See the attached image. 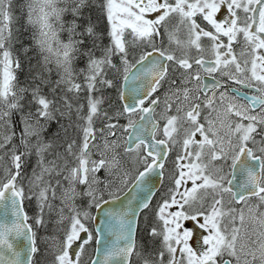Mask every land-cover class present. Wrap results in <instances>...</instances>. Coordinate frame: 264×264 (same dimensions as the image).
Listing matches in <instances>:
<instances>
[{
    "label": "snow or ice",
    "instance_id": "snow-or-ice-1",
    "mask_svg": "<svg viewBox=\"0 0 264 264\" xmlns=\"http://www.w3.org/2000/svg\"><path fill=\"white\" fill-rule=\"evenodd\" d=\"M20 9L0 0V264H41L38 229L53 213L67 225L44 240L46 264H264V0H23ZM21 18L30 46L14 35ZM33 50L21 86L20 56ZM238 167L245 178L234 185ZM166 171L145 244L139 213L155 195L151 175L162 182ZM121 193L119 210L104 208ZM92 208H104L95 227ZM198 219L206 234L195 247L182 221Z\"/></svg>",
    "mask_w": 264,
    "mask_h": 264
},
{
    "label": "rangeland",
    "instance_id": "rangeland-1",
    "mask_svg": "<svg viewBox=\"0 0 264 264\" xmlns=\"http://www.w3.org/2000/svg\"><path fill=\"white\" fill-rule=\"evenodd\" d=\"M61 6H63V5H61ZM97 14H98L97 10L96 9H93L92 10V15L97 16ZM64 19L65 20L72 19V17H71L70 14H68V15H66L64 17ZM218 19H219V17H218ZM181 36H182V34H181ZM61 39H63V40L66 41L67 40L66 34L61 33ZM161 39H162V36L156 37L157 44L160 43ZM203 42L205 44L208 43V41L206 39ZM163 43H164V46L165 47H168V40H167L166 37H163ZM172 47L175 48V45H172ZM236 48H237V51H239V46L238 45L236 46ZM179 54L180 53L177 52V55H179ZM192 54L193 55H196V52L193 50V53ZM54 74L55 75L52 77V79H54L55 77L57 78L55 71H54ZM22 85L24 86L25 84H22ZM45 91H47V89H45ZM106 96L111 97V100L109 101V103L114 104L113 96H110V94H107ZM105 107H108V104L107 103L105 104ZM161 108H162V106H161ZM160 111H161V109H157V112L158 113ZM60 122L63 123L64 121H60ZM120 122L121 123H125L126 121L123 120V119H121ZM58 127H59V124L56 121H53L52 124L49 126L48 132L45 133V137L46 138H51L52 133H55L57 131V128ZM17 131H18V129H17ZM178 150H179V146L176 147L175 151L177 152ZM128 167L131 168L132 167V164L129 163L128 164ZM228 170H229L228 167L225 166V171H228ZM101 175H102V173H101ZM165 180H166L165 182H167V184L169 183V187H170L171 182L168 179V172L166 174V179ZM166 185H164L163 194H165L166 191H167ZM189 186H191V185H189ZM163 194H160L159 195V197L155 200L154 205L151 207V210L148 211L147 217H149V220H146L145 214H143L142 215V219H140L139 226H138V232H139L138 240H143L145 242V244H147V242H148V229L154 223V216H155L156 206H157L158 202L161 201V198H162V195ZM201 195H203V193H201ZM227 200H228V197L226 196L225 197V201H227ZM56 203L59 204V201L57 200ZM77 203L78 204H81V205H86L87 204V201L86 200H79V201H77ZM26 204L28 206V209L26 208V211L29 214V216L34 215L36 213V211H37V209H35L36 208V205H34V207H32V204H36L35 198H33L31 200H26ZM92 210L94 211V208L90 209V211H92ZM92 214H93V212H92ZM45 219L48 221V223L44 227H40L38 229V237H39L38 246L40 247L41 251L34 258L35 260L40 261L41 264H46V262H50V260H51V255L48 252L45 251V243H44V240L47 237H51L53 235H58L59 233H58L57 230L59 228L64 227V226L67 225V221L64 222V225H57L56 224L57 217H56V214L55 213H53L51 216H47L46 215L45 216ZM199 220H194L193 227L199 228L198 225H197ZM182 223H183L184 227H186V228H188V229H190V230L193 231V239L190 241V243H192L195 247H197V243H196V238L197 237L194 235V229L190 226V224H189L188 221H182ZM202 231L204 232V234H206L205 233V230H202ZM88 251H89V254L92 255V249H89ZM133 264H137V262L135 261V257L133 258Z\"/></svg>",
    "mask_w": 264,
    "mask_h": 264
},
{
    "label": "trees",
    "instance_id": "trees-1",
    "mask_svg": "<svg viewBox=\"0 0 264 264\" xmlns=\"http://www.w3.org/2000/svg\"><path fill=\"white\" fill-rule=\"evenodd\" d=\"M15 4H16V14L18 16L21 15V9H20V6L23 4V0H15ZM93 16V19L95 20L97 16L95 15H92ZM71 19H67L65 21H70ZM82 22V21H81ZM101 30L103 29L104 25L103 23H101ZM13 31H14V35L16 37H18L19 41L23 42L24 45L26 46H30L32 41L30 40V32H31V29H26V26H25V22H24V19L21 18L19 23L18 24H15L13 26ZM64 34H66V37L68 38V33L65 31V32H62ZM105 43H107V40H105ZM16 49L17 51L19 52L20 51V43H16ZM29 57H31V64L35 65L36 64V61H37V57L35 55V50L33 51H30L28 53V56H24V55H21L20 56V59H21V64H22V70H20L18 72V79H19V83L22 85V84H26L27 82V75H28V68H29ZM76 66L77 68H83L85 66V60L83 57H81L79 60L76 61ZM54 71H53V74H52V77L54 76ZM56 79V77L54 78ZM23 86V85H22ZM107 94H110V96H113V101H114V104L119 107L120 105V101L117 99L116 97V90L115 89H108L106 92H105V95ZM19 131V129H18ZM6 162V161H5ZM34 162H35V157L33 156L29 162V165H28V169L27 171L30 173L31 172V168L32 166L34 165ZM34 205L36 204H32V207H34ZM25 209L27 208L28 209V206L26 204V201H25ZM36 209V208H35ZM93 212V210L91 211Z\"/></svg>",
    "mask_w": 264,
    "mask_h": 264
},
{
    "label": "water",
    "instance_id": "water-1",
    "mask_svg": "<svg viewBox=\"0 0 264 264\" xmlns=\"http://www.w3.org/2000/svg\"><path fill=\"white\" fill-rule=\"evenodd\" d=\"M205 79H206V81H208L209 83L212 82V78H211V77H205ZM235 177H236V179L233 180V184H234V185H238V184H239L240 182H242L243 179L245 178V173H243V172L239 169V167H238V168L235 170ZM229 178L231 179V177H229ZM160 180H161V178L158 177V175H157L156 173H153V174L151 175V177H150V181H149V182H150L151 184L154 185V192H155V194L157 193V191L159 190V188H160V186H161V184H162V182H160ZM129 188H131V192H129L128 195H132V194H134V193L137 192V189L135 188L134 185H129ZM125 191H127V189H126ZM153 197H154V196H153ZM153 197L151 198V201H152ZM125 200H126V197H125L124 193H121V201H117V202H113V203H111V204H109V205H105L104 208H107V207H114V208H116L117 210H119V208H120V203H121L122 201H125ZM104 208H102V209H95V208H94L93 215L97 217V221H94V222H93V225H92L93 227L97 226V224H98V222H99L100 220L105 219V217H104ZM24 209H25V207H24ZM25 211H26V209H25ZM141 213H142V212H141ZM141 213H139V216H140ZM113 223L115 224L116 221L114 220ZM99 226H100L101 228L104 227L103 224H99ZM25 243H26V241H25ZM101 249H103V241L101 242ZM101 255H102V253H101ZM92 257H93V258H96L94 254H92Z\"/></svg>",
    "mask_w": 264,
    "mask_h": 264
},
{
    "label": "flooded vegetation",
    "instance_id": "flooded-vegetation-1",
    "mask_svg": "<svg viewBox=\"0 0 264 264\" xmlns=\"http://www.w3.org/2000/svg\"><path fill=\"white\" fill-rule=\"evenodd\" d=\"M225 15H226V9H224V8H222L221 9V12L220 13H218V17H219V19H222V18H224L225 17ZM211 83V82H210ZM159 138V137H158ZM175 156H176V151H175V149L171 152V153H169V156H168V162H167V167L168 168H170L171 167V164H172V161L175 159ZM166 174H167V171L165 172V177L163 178V181H162V184H161V186H160V188H159V190L157 191V193L154 195V197H153V199H152V201H151V205H150V207H149V209H146V210H144L141 214H140V217H139V222H140V219H142V215L143 214H145V216H146V220H149V217H147V213H148V211L149 210H151V207L154 205V202H155V200L159 197V195L160 194H163V188H164V185H166L167 184V182H165L166 180ZM166 187H167V189H168V187H169V183L166 185ZM164 195V194H163ZM162 195V196H163ZM199 220V219H198ZM188 222H189V224H190V226L194 229V235L197 237L196 238V243H197V247H199L200 246V238H201V236L204 234V232L200 229V228H196V227H193V222H194V220H187ZM202 222V219H200L199 221H198V227H199V223H201ZM138 235H139V232H138ZM138 240V239H137Z\"/></svg>",
    "mask_w": 264,
    "mask_h": 264
},
{
    "label": "bare ground",
    "instance_id": "bare-ground-1",
    "mask_svg": "<svg viewBox=\"0 0 264 264\" xmlns=\"http://www.w3.org/2000/svg\"><path fill=\"white\" fill-rule=\"evenodd\" d=\"M25 205V204H24ZM25 207V206H24ZM27 212V211H26Z\"/></svg>",
    "mask_w": 264,
    "mask_h": 264
}]
</instances>
